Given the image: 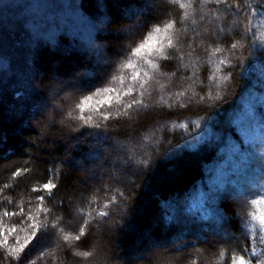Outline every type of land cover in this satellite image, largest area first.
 <instances>
[{
    "label": "trees",
    "instance_id": "obj_1",
    "mask_svg": "<svg viewBox=\"0 0 264 264\" xmlns=\"http://www.w3.org/2000/svg\"><path fill=\"white\" fill-rule=\"evenodd\" d=\"M261 3L0 0V264H98L91 248L99 238L113 244L109 264H132L120 257L135 242L143 249L174 239L185 242L170 264H237L241 256L246 264H264L258 219L264 161L253 153L257 168L250 169L235 139L264 141ZM137 23L132 34H123ZM21 42L28 49H18ZM142 44L152 49L134 55ZM161 45L164 56L155 51ZM27 61L40 77L32 70L24 75ZM70 73L78 75L80 89L57 101L61 112L54 122L41 115L47 89L53 74L63 79ZM33 81L41 91L31 89ZM105 88L112 91L97 94ZM24 90L29 98L17 97ZM217 94L224 99L217 101ZM75 128L82 142L105 137L126 147L132 158L123 155L126 164L136 168L132 181L121 186L94 179L108 163L105 156L96 166L94 152L79 158L90 176L87 186L66 161L77 155L78 147L65 143ZM209 210L223 215V227L214 216L205 219ZM121 211L122 227L112 234L106 224L120 221ZM222 233L232 238L223 240ZM145 234L153 240L141 243Z\"/></svg>",
    "mask_w": 264,
    "mask_h": 264
},
{
    "label": "rangeland",
    "instance_id": "obj_2",
    "mask_svg": "<svg viewBox=\"0 0 264 264\" xmlns=\"http://www.w3.org/2000/svg\"><path fill=\"white\" fill-rule=\"evenodd\" d=\"M148 7L152 8V6H150V5ZM7 16H9V15L6 14V17ZM14 17H19V14L15 15ZM0 18H2V17H0ZM136 27L137 28L140 27V24L137 23L134 25V28L132 27L128 30H124L123 34L124 35L132 34ZM22 43L23 42H21V44ZM4 44H5L4 39L2 37H0V45H4ZM18 49H21V50L22 49H24V50L28 49L27 42H24L23 45H20L18 47ZM65 54L67 55L68 53L65 52L64 55ZM25 56H26V54H25ZM22 57H24V55H22ZM107 62H108V60H105L104 63L106 64ZM25 65H27V66H26L24 75H27V76L30 75L28 70H32L31 75L33 77H35V78L40 77L39 72L36 69L33 70V67L30 64H28V61L25 63ZM27 76H26V78H27ZM77 76H78L77 74L70 73L67 75V77L62 79L59 76L53 74V76H52L53 82L63 83L65 89H62L58 92H53L52 91V83H51V85L47 89V94H48L47 96L49 98V103H48V105L44 104L42 106L43 110H42L41 115H43V116L44 115H50V118H52V121L55 122V118H53V116L58 117L60 115V112H61L60 104H58L57 101L58 100L67 101V99L69 98L68 93H70L72 91H78L80 89L79 84H74L75 80L77 79ZM34 83H36V82L33 81V84ZM38 87H39V85H38ZM31 89H33L35 91L37 90L36 88H33V87H31ZM77 133H78V129L75 128V130L73 129V131L70 133L71 139H65V143L70 149L74 150L75 148L77 149V147H78L76 157H74V158L69 157V158H67L66 161H68L72 165L76 166L77 169L83 173V177L85 180L84 182L87 186L89 185V182H88L89 179L88 178L90 176H89V173L85 172L86 167L83 166V164H82L83 162H81L79 158L81 156L83 157V160L93 158L92 153H94V152H96L99 155V158L95 159V165L96 166L103 163L105 161L104 160L105 158L107 159V162H108L107 166L103 167L102 171L100 169L96 175L92 176L94 179L99 180L103 184L113 180L116 182H120L119 184L121 186L128 184L132 181L128 178V176H129L130 172H131V174L134 173L132 170L136 171V168H132V169L130 168L129 169L127 164H126V160H125L126 157L128 160L132 159L131 157H128V155L126 153V147L119 145L117 143H114V142L110 145L107 143V138H105V137H103V138L96 137L93 141L85 143V142H82L80 140V137ZM84 144L86 147L84 148L83 151L80 152L79 146H82V145L84 146ZM123 155H125L126 157H123ZM129 170H131V171H129ZM121 210L124 211L123 209H121ZM122 211L119 214L120 219H121V217H124L123 215H125V213H123ZM106 226H108V229L111 231L112 234H114V232L116 230H118L122 227V219L120 221L119 220L115 221L114 223H112V221H109L106 224ZM220 237L223 240L230 239V238H232V234L222 233ZM208 241H209V239L206 240L207 243H208ZM145 242H146V240H145ZM182 242H185V241H179L177 239H174L170 242V245L166 246L164 243L153 245V242L150 241L149 244H146L144 246L145 248H143V249L139 248V247H141L140 242H138V243L135 242L134 247L132 245H131V247H129L128 254L123 256V257H120V258L123 259L124 262L129 261L132 263L137 255H142L144 258L142 261L139 262V264H142V263L144 264V262L145 263L149 262V264H153L152 263V259L154 258L153 255H156L158 252H160V256L155 257L156 261H154V263L155 264H170V262H171L170 256H172L173 253L177 254L174 251L175 247L178 246V244H180ZM192 242L196 243V240H192ZM109 245H110V247L113 246V244L112 243L110 244L106 239L99 238L98 241L91 248L93 255H95L93 257V259L95 258L96 260H98L97 261L98 264L99 263L105 264L104 263L105 261H108V264H109L110 260L107 257V250H108ZM193 251L196 255H199V256L201 255L200 251L195 249L194 247H193ZM212 264H215V262H213Z\"/></svg>",
    "mask_w": 264,
    "mask_h": 264
},
{
    "label": "snow or ice",
    "instance_id": "obj_3",
    "mask_svg": "<svg viewBox=\"0 0 264 264\" xmlns=\"http://www.w3.org/2000/svg\"><path fill=\"white\" fill-rule=\"evenodd\" d=\"M256 8H257L258 12L264 13V0H262V3L258 4L256 6ZM167 27H171V26L168 25ZM157 31H159V29H157ZM169 45H171V40H169ZM145 46H147L149 49H152V45L151 44H147V45L142 44L141 46H139V47H137V48H135L133 50V54L139 56L141 54V52L144 50ZM233 47H235V45ZM98 48H100V47L98 46ZM155 51H156L157 55L164 56L165 55L164 45H161L159 48H156ZM259 55L260 56H264V50H262ZM3 67H4L5 70L7 69V65H4ZM125 67H134V65H132L131 63H128V64L125 65ZM153 67H154V65H153ZM145 75H147V74H145ZM51 83H52V91L53 92H58V91H60L62 89H65L63 83H61V82H51ZM32 87L36 88L38 91H41V89L38 87V82L34 83L32 85ZM101 91L104 92V93H110L112 91V89L105 88V89H102V90H98L97 94H99V92H101ZM16 95H17V97H20L21 95H23L24 99L29 98L28 93L25 90H24L23 94L17 93ZM90 99H91V97H85V102H87ZM223 99H224V97H222L219 94H217V96H216V100L217 101H222ZM132 103L138 104V103H140V101L133 99ZM128 106L131 107V105H128ZM196 127L199 128L200 125L198 124ZM223 139H226V138H223ZM235 139H236V143L239 146V152L241 154H247L248 157H249V168L253 169V170L256 169L257 168L256 161L254 159H252V154L255 153L256 157H259V159L261 161H264V141L260 142L259 145H257L255 143H247L246 144L243 141V139L240 137V135L236 136ZM195 140H196V143H193L192 145H195V147H196L197 143H199L198 142V137H196ZM142 163L144 164L145 167H148V164H149L148 161H144ZM43 187H44V189L48 190V189H51L53 186L51 184H44ZM221 187H223V186H221ZM224 195L227 196L228 194L224 193ZM216 199H217V195L214 192L213 195H212V202H215ZM174 215H175V213L173 212L172 214L167 215L166 219L171 220V219H173ZM212 216L217 218L219 227H223V225L225 223L223 215H221L220 213L216 212L215 210H209L207 212V215L205 216V219L207 220L209 217H212ZM258 219L260 221L261 229L264 230V213H261L259 215ZM32 236H34V237L36 236V226L35 225H33V228H32ZM77 239H79V237H77ZM27 240H28V238H25V243H27ZM145 240H153L152 235L151 234H145L141 238V243L143 241H145ZM23 246L24 245L22 244L19 248H14L13 251L14 252H19V251H21L23 249ZM85 255H87V253H85ZM143 258L144 257L142 255H137L136 258L134 259V261L132 262V264H139V262L142 261ZM237 264H246V261L241 256V257L238 258Z\"/></svg>",
    "mask_w": 264,
    "mask_h": 264
}]
</instances>
